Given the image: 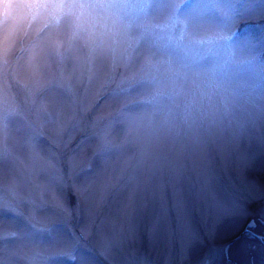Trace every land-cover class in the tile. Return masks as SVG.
Segmentation results:
<instances>
[{"label": "rangeland", "instance_id": "obj_1", "mask_svg": "<svg viewBox=\"0 0 264 264\" xmlns=\"http://www.w3.org/2000/svg\"><path fill=\"white\" fill-rule=\"evenodd\" d=\"M252 212L264 0H0V264H219Z\"/></svg>", "mask_w": 264, "mask_h": 264}, {"label": "flooded vegetation", "instance_id": "obj_2", "mask_svg": "<svg viewBox=\"0 0 264 264\" xmlns=\"http://www.w3.org/2000/svg\"><path fill=\"white\" fill-rule=\"evenodd\" d=\"M240 227L232 235H226L220 244L219 251L216 253V261L219 264H264V258L259 262L258 257V243L260 240L264 246V217L261 214L252 212L242 218ZM242 241L245 242L248 247L244 249L246 253L247 262L243 261V248ZM102 261H105L106 257L100 255L99 251L95 252ZM105 257V259H103ZM209 258H211L209 260ZM212 258H215V254L205 256L203 261H198L196 264H213ZM107 261V260H106ZM112 264V263H110Z\"/></svg>", "mask_w": 264, "mask_h": 264}]
</instances>
